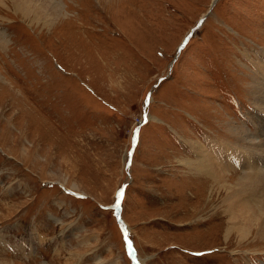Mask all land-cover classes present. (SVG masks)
Here are the masks:
<instances>
[{
	"label": "rangeland",
	"instance_id": "1",
	"mask_svg": "<svg viewBox=\"0 0 264 264\" xmlns=\"http://www.w3.org/2000/svg\"><path fill=\"white\" fill-rule=\"evenodd\" d=\"M58 1L50 25L0 6V264H132L125 222L143 264H264L178 161L264 132V0Z\"/></svg>",
	"mask_w": 264,
	"mask_h": 264
},
{
	"label": "bare ground",
	"instance_id": "2",
	"mask_svg": "<svg viewBox=\"0 0 264 264\" xmlns=\"http://www.w3.org/2000/svg\"><path fill=\"white\" fill-rule=\"evenodd\" d=\"M111 4L113 5V1L108 7ZM0 6L11 9L15 6L25 16L33 15L43 20L46 25L54 23L59 16L67 13L58 0H0ZM254 54L257 59L252 60L254 67L252 80L256 89L258 87L256 95L258 97L254 99L259 108L264 110V54L258 50H254ZM248 56L250 57L249 54ZM229 128L230 133L238 137L235 141L209 137L205 143L198 139L191 140L193 157L178 160L179 165H188L197 172L205 173L211 180L212 190L209 197L210 199L214 197L218 201L217 208L223 209L228 224L227 238L236 233L240 238L246 239L256 230L257 236L264 238V139L261 140L264 138V132L254 135L247 127L238 124L230 125ZM233 169H239L242 173L236 181L230 179L232 175L230 172ZM76 186L73 189H77ZM214 201H211V204ZM120 203L117 202V209ZM12 208L11 206L6 211ZM118 215L124 222L121 214L118 213L117 218ZM136 257L143 264L142 259L138 257V251Z\"/></svg>",
	"mask_w": 264,
	"mask_h": 264
},
{
	"label": "water",
	"instance_id": "3",
	"mask_svg": "<svg viewBox=\"0 0 264 264\" xmlns=\"http://www.w3.org/2000/svg\"><path fill=\"white\" fill-rule=\"evenodd\" d=\"M217 1H218V0H214L213 5H215ZM190 35H191V33L188 35V37L185 39V41H183V43L180 45V47H179V49H178L179 51H181L182 48L185 46V43H186V41L188 40V38L190 37ZM138 131H139V129L136 130L135 133H134V135H133V139H134L133 142H134V144H135V141H136V139H137V138H136V135H137V132H138ZM129 160L131 161V159H129ZM130 161L128 162L129 164H130ZM125 186H126V185H124L123 191L121 192L122 195H120V198H119V200H118L119 203L122 201V198H123V196H124V189H125ZM118 218H119L120 221L122 222V219H121L120 215H118ZM123 223H124V222H123ZM123 230H124V238H125V241H126L127 245H128L129 243L132 245V249H131L130 251H131V255H132V259H133V263H134V264H141L140 261H139V260L137 259V257H136V255H137V250H136V248H135L134 245H133L132 239L130 238L129 231L127 230V226H126L125 223L123 224Z\"/></svg>",
	"mask_w": 264,
	"mask_h": 264
},
{
	"label": "trees",
	"instance_id": "4",
	"mask_svg": "<svg viewBox=\"0 0 264 264\" xmlns=\"http://www.w3.org/2000/svg\"><path fill=\"white\" fill-rule=\"evenodd\" d=\"M120 225H121V223H120ZM122 226V225H121ZM125 240V239H124ZM125 244H126V241H125ZM126 247H127V244H126ZM127 253L131 256V254H130V250H129V248L127 247ZM131 259H132V256H131Z\"/></svg>",
	"mask_w": 264,
	"mask_h": 264
},
{
	"label": "snow or ice",
	"instance_id": "5",
	"mask_svg": "<svg viewBox=\"0 0 264 264\" xmlns=\"http://www.w3.org/2000/svg\"><path fill=\"white\" fill-rule=\"evenodd\" d=\"M121 195H122V193H121ZM118 206V205H117ZM128 248L131 250L132 249V245L129 243L128 245ZM130 254H131V252H130Z\"/></svg>",
	"mask_w": 264,
	"mask_h": 264
},
{
	"label": "flooded vegetation",
	"instance_id": "6",
	"mask_svg": "<svg viewBox=\"0 0 264 264\" xmlns=\"http://www.w3.org/2000/svg\"><path fill=\"white\" fill-rule=\"evenodd\" d=\"M132 264H133V259H132Z\"/></svg>",
	"mask_w": 264,
	"mask_h": 264
}]
</instances>
